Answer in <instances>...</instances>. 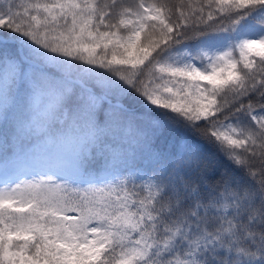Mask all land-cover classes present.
Listing matches in <instances>:
<instances>
[{
    "label": "snow or ice",
    "instance_id": "1",
    "mask_svg": "<svg viewBox=\"0 0 264 264\" xmlns=\"http://www.w3.org/2000/svg\"><path fill=\"white\" fill-rule=\"evenodd\" d=\"M0 37V109L54 149L0 175V264H264V0H0ZM109 93L181 129L171 172L88 170Z\"/></svg>",
    "mask_w": 264,
    "mask_h": 264
},
{
    "label": "trees",
    "instance_id": "2",
    "mask_svg": "<svg viewBox=\"0 0 264 264\" xmlns=\"http://www.w3.org/2000/svg\"><path fill=\"white\" fill-rule=\"evenodd\" d=\"M9 44L15 42L9 41ZM7 54L23 58L24 51L19 44H15L14 48H8ZM25 71L52 76L62 69L52 61H36L31 66L26 61ZM68 71L72 73L73 79L83 78L87 80L88 87L95 86L94 90L98 92L103 90L98 75H87L80 71V66H73ZM22 95L21 90L15 108L17 115L23 111ZM117 103L123 107V112L115 107ZM99 111L107 130L87 152L86 166L90 172L101 175L107 169L125 175L148 177L172 171L187 143L184 133L174 122L159 120V113L146 117L139 104L112 93H109L108 100L102 103ZM149 119L157 123H149ZM15 133L13 110L10 107L5 115L0 109V175L6 169L10 174H24L45 167L47 154L54 150L52 146L43 143V138L34 133L25 131L18 136Z\"/></svg>",
    "mask_w": 264,
    "mask_h": 264
}]
</instances>
